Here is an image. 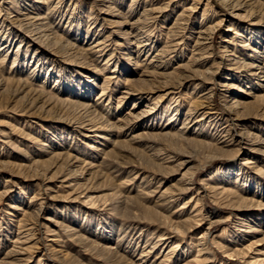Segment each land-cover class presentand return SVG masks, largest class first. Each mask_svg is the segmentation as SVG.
Here are the masks:
<instances>
[{"label": "rangeland", "instance_id": "obj_1", "mask_svg": "<svg viewBox=\"0 0 264 264\" xmlns=\"http://www.w3.org/2000/svg\"><path fill=\"white\" fill-rule=\"evenodd\" d=\"M152 1L153 0H113L112 5L115 6V9L120 10L119 12L122 16L118 17L117 19L122 22L127 18L128 20L139 18L138 16L140 15L145 5H147V7H164V2L166 3L168 0H154V2ZM192 3H194L193 0H187V2H185V4L187 5H191ZM207 3L208 0H202L201 2L196 4L197 9L193 12L194 14L190 19L187 29H183L184 35H190L189 31L198 29L202 21H205L206 18L211 17L210 19L216 18L217 20L222 17L224 13L231 11L228 6H225L221 2V0H210L208 4L209 6H207ZM183 4L184 3H177L176 8H174L173 5H171L172 7L169 6L167 8V12L165 13L166 16L162 17L161 19H159V21L152 24V26L148 30L147 38L151 37V42L153 38H156V43H152V49L149 51V53H147L146 58H151L156 50L161 49L165 44H167V41L169 40L168 37L170 36L167 29L169 25L175 20L177 14L183 9L185 5ZM106 7V4L100 3V1L95 0H66L63 6H61L59 9L60 15L55 16V18H53V21L51 22H53L52 25L55 26V28L58 29V32L61 34H65L63 31H74L73 33H76L79 27L81 35L84 36L87 33V30L91 33L97 31L100 25V28L105 26L104 22L97 17L101 15V11ZM43 10L47 11V6H44ZM244 10L247 12L250 10L249 12L252 13L249 14V17L247 18L235 19L237 21L235 22L238 23L237 30L241 29V27L242 31L249 28H252L253 30H262L258 34L260 37L257 38L259 39L260 48H263L262 50H264V0H259L258 3L248 5ZM245 11H242V14H244ZM216 12L217 15L214 17L213 15ZM169 14L170 17L168 16ZM62 17L63 19L59 21L58 18L60 19ZM68 20L71 23H68ZM66 24H68V27L65 29ZM92 24L95 28L89 29ZM230 25L231 22L225 20L221 25V28L214 35L213 49L218 55L220 53L221 45H223V39L226 38L227 35L233 36V33H229V31H227V28ZM236 25L237 24L233 25V27H235ZM63 28L65 30H63ZM123 30H125V28L118 24L112 27L108 26V28L103 30L99 36L112 34L113 38L115 39V37H122ZM252 34L254 35V33ZM20 36H23L25 38V41L29 43L28 38L24 36L23 33H20ZM65 36L69 37L67 36V34H65ZM244 39H247V37ZM188 40L185 39L184 41ZM18 44L19 41H16L14 47L12 48L11 57L7 58L4 62H2L3 56L0 54V72L3 76H9V74L7 73L8 71L6 70L11 68V64L15 55L14 52H16ZM192 44L193 41H190L188 46L187 44H182L177 50L178 56L176 55L172 57V54L166 56L172 57V59L170 60V63L172 65L169 69L170 71H174L175 73H177L175 67H177L179 63L190 64V58L192 56ZM32 47L35 48L36 46ZM113 50L117 58L110 59ZM32 51L34 52V50ZM31 55L28 58V63L25 62L29 66L28 69H26V71L22 74V77L30 76L31 70L29 69H32L37 64V61H35L34 58H31ZM44 55H46V57L49 59H53L56 64L59 65L56 71L58 69H61L62 67L63 71H67V73H69V71H72L74 75H78V71L85 70L87 67H89V63L87 62L83 63L81 66L76 67L68 64V62H70L68 58L71 56L57 58L47 53ZM42 57L43 59L46 58H44V56ZM130 57H133L138 63L142 62L144 59V56L138 57L135 52H129L128 50L114 47L109 50L107 54H103L98 59V62L96 61L94 63L98 67V69L104 68V70L92 72L93 74H96L93 79L98 78V80L96 79V82L99 86L94 87L90 101H92L93 103L95 102L94 106L97 115L107 121H114L118 116H123L125 114L124 112H127L129 110V104L126 107L125 105L123 106V104L120 105V101H118L117 99L118 96L122 94V91L124 89L125 78H135L138 76L136 72H132V70H137V67L136 64H134V60L131 61L129 59ZM260 57V60L264 61V53H260ZM31 59H33V63L36 64L32 63L30 65L29 62L31 61ZM116 60L118 61L117 67L115 62ZM51 62L52 61H50L49 63ZM105 62L106 65L104 64ZM121 65L128 67L126 69H128L129 71L124 70L123 66ZM114 68H116L119 72H111ZM41 69L42 74H40L39 78H36L33 81L34 86L49 92V94L55 98L58 96L63 97L64 95L59 93V89H57V86L55 85L56 77H54V75L52 74L47 77V79H45L44 73L46 69L44 68V66ZM223 69L219 71L218 77H215L216 82L223 79L221 78V75H223L224 73ZM50 71H52L53 73L52 69ZM105 75H111L110 80H108L110 84L107 81L104 82ZM244 76H239L241 82L237 80L233 81L235 85L240 86L241 88H243L245 84H248L250 86L251 83H248V80L245 79ZM44 80H47L48 84L43 82ZM137 85L139 86L140 84ZM104 86L106 87L105 89H107L108 87L107 90H104L107 94L101 99L98 96L101 90H103ZM179 91L180 92L176 94V98L173 99L171 98V96L167 98L168 100L166 98H162V102H159L158 107L156 106L157 113L152 120L154 123L153 129H150L149 131L135 129L130 131L128 129L127 135L125 132L123 134L119 133V130L116 129L115 135H111L112 139H114L115 141L120 140L122 143L115 144L114 146L112 144V146L110 147L107 146L108 150H114L115 152V155L113 154L111 158H107V160L112 161V159L117 158V160H119V162H122V164H120L121 166L119 167L109 168L108 170V167H106V169L103 170V175H101L99 178H95L91 182V186L93 188V190H91V193L93 194V196L100 197L93 201L87 200V197L85 198L84 196H82L76 201H74L73 198H66L65 200H58L55 202L49 198L50 191H46V185L42 178H38L32 182H27L21 174H26L28 170H38L41 172L46 171L47 173H49V175H51L55 170H58L62 167L66 168L63 159L54 157V152H49L51 150H62L69 153L72 152V154L77 155L82 160L86 162L94 161V163L96 164H99L101 161H103L104 154L100 152L99 157H97L95 153L96 150L94 148H89L90 144L87 141V138L83 136L85 131H79L76 128L74 129L73 126H69V124L52 121V119H49L48 117L35 118V116H31L29 115V113L25 112V114L23 112V110H25V107L20 104L21 102L18 99L19 97L13 100L10 99L7 94H2L3 101H1L0 103V162H3L5 164L4 170H0V264H111L109 262H106L105 260H102L101 254H106V251L100 252V249L95 250L93 249V247L88 248L89 250H87L85 244H80V241L73 240L71 236H69L70 232L67 231L66 227L60 229L58 235L53 237L48 231L50 226L49 224V226H47V224L44 223L45 221L34 219L25 212L39 210H41L40 214L43 216H50L51 218L64 222L69 226L82 227L84 235L98 240V242H104L100 241L101 238L104 239L102 237L103 234L101 233L100 229L103 230L102 226L104 224H107L108 226H110L109 229L114 228L117 231L115 235L112 236V241L107 242L113 245H117V243L120 242L122 244L121 247L124 249L125 246L130 244V248L132 249L131 253L133 254L132 258L134 259L139 257L142 251L149 250V248L151 249L152 247H155V245H158L160 243L159 240L167 234V236L172 237L173 239L171 242L172 245L170 243L173 248L178 249L177 247L178 245H180L187 246L186 248H188L189 250H187L188 252L186 251L184 254L185 260L183 259V257L178 258L174 256L175 258H172L170 261L163 264H178L179 262L185 263L186 260L193 259L198 254H200V256L202 255V258L211 261L205 264H249L250 262H248V259L256 258H263V262L261 261L258 264H264V249L261 250L262 254H259V251L255 249L256 246L250 249L245 257L229 256L224 252V249H222V245H229V248L237 247L243 249L248 246L255 237L245 235L247 236V238L243 242H239L238 240L241 234L240 231H236L238 227H243L245 230L249 228L246 226L238 225L239 221L237 220V218H235V216H233V213L230 214L229 209L215 204V200L211 197H205L204 199L199 201L198 204V200L197 198H195L192 200L193 202L187 204V201L191 196H197L195 194L196 192L194 193L195 190H193L180 193L177 200L174 199L172 201H168L162 206L155 203V201H157L158 199L159 194L156 195V193H154L153 191H156L159 185H161L160 187H163V189L170 187L172 189L174 188L175 190H178L183 187L181 184L183 183L182 179H186V177L189 175L191 176V178L189 176L187 177V179H192L191 186H193L196 191L197 189L204 191L206 189L205 186L207 182L213 184H224L225 187L231 188L233 189V191H235L236 196L230 197L233 199L235 198L234 200H236L237 196L239 195L250 199H260L261 196H258L256 194H258L257 192H262L264 190V188L261 187H264V164L258 163L251 164L249 166L243 163L245 162L244 160H238L237 156L220 157L217 155L216 157L214 153L215 141L213 142L215 138H212L210 136L211 133H214V130L210 129L209 125H206L208 123L207 121L195 123V121L189 120V122L187 123V129H183L185 132L183 130H177V128L179 129V127L183 126L185 121L184 119L187 115L186 113L190 112V108L193 109L191 111L195 110L194 102L197 103L196 101H200L201 95L203 94V92L205 93L204 89L195 88L190 83L181 86L179 88ZM162 95L163 92H158L154 94V97L155 99H161ZM63 98H68L73 101L79 100L78 97H71L69 95H65ZM243 100L247 102L244 111L251 114L249 122L251 121L253 125L255 124L253 128H250L252 129L251 131L258 134L261 138H264V97H246ZM2 102L5 104H3ZM17 102L19 103L17 104ZM132 102L133 99L130 100V104H132ZM224 103L225 102H223L220 96L216 93L214 95V104L220 115H222V113L225 115L226 113ZM65 104L64 110L66 111V114H70L69 116H80L85 114V109H83L81 106H71L67 103ZM145 104H147V102H145ZM64 105L62 106L64 107ZM13 106L16 107L18 111H10L9 109ZM177 108L179 109L180 115H176ZM118 109H120V111ZM199 116L200 115H197V117ZM194 119H196V117H194ZM222 122L225 124L232 123V121L230 120L229 122H227L226 120H223ZM201 123H204V125H201ZM172 125L174 128H170ZM232 127H234V123H232ZM198 128H200L202 132L205 131L206 135L209 136L205 137L199 134L197 135V133L195 132H189L191 130H197ZM153 131H178V133H182V136H178V139L176 138L177 141H175L174 143V140H171L170 138L165 139L163 137L149 135ZM142 132L150 133L146 136H140L138 138L139 141L131 139L132 135ZM221 134L223 133L218 132V136H221ZM183 137L190 139L195 138L198 141H202L189 142L187 140H184L185 138ZM45 141H47L48 145L43 146L42 142ZM206 143L212 144V147L208 146ZM155 150H157L158 152L161 151V155L159 158L154 156ZM27 155H29L30 158H28ZM161 156L163 158L169 157L168 161L172 162L169 163L168 161H166L165 163V160ZM147 157L149 158V160ZM145 160L147 163L145 162ZM32 161L38 162L32 164ZM159 162L164 166H160L158 164ZM234 164L236 165L233 166ZM254 165H257L258 168H254ZM157 166L159 168H157ZM164 167L166 168L165 170ZM168 167L169 169H167ZM155 168L157 170H155ZM158 169L160 170V172L158 171ZM136 176L137 178H135ZM227 178L233 179V182L231 184H226L225 182H223V180ZM58 185L60 186L58 187ZM52 186L61 195H67V192H69L66 191L67 188L64 187V184L60 182V179L55 180L52 183ZM243 187L251 192H245V190H243ZM6 189H9V192L6 195H2L3 191ZM255 192L256 194H254ZM148 193L150 195H148ZM36 196L41 197V199L35 201ZM123 197H125V199ZM121 198H123V200ZM41 202L43 203L42 206ZM145 206H147V208L148 206L150 208L154 206L152 207V209L155 208L153 209L152 216L146 215V211H144V209H146ZM18 207H21L22 209L20 210ZM194 207H197V210H195ZM127 209L128 212L132 214L127 213ZM155 210L158 214L154 213ZM200 211H202L201 215L198 216V218L202 219L199 222L200 225L197 227V229L191 228L192 230L189 229V223H187L185 224L186 226H182L183 231H175L171 227L170 222L166 223L165 219L160 217V215L167 217L170 215L169 219L173 220L178 217V212H181V214L186 213V215H188V213L196 214ZM123 212L126 213L125 216H123ZM215 212L218 213L216 217L212 215ZM137 214L139 215L138 218ZM203 214H205V217L206 214H208L209 220L203 219ZM229 215L231 216L230 220L215 224L214 226L210 227V220H217L218 218H220L222 221H224V219ZM169 219L167 218L166 220ZM253 219L256 222L259 221L260 223V221L264 218L255 220L254 217ZM128 224L134 225V236L130 235L124 237L120 241L119 238L122 237V233L121 231H119L120 227ZM22 226L23 228L21 229ZM29 227H31L30 230H28ZM25 228L29 233H31L29 236L31 237L30 239H34L32 240L33 243H31L32 248L29 249L28 252H26V250H22L24 246L22 243L17 244L16 242H14L18 235H23L22 232L26 231ZM88 230H92V235L91 233L89 234ZM259 236L263 235L260 234ZM50 238H57V241H50ZM227 239H231V241H227ZM235 241L238 242L234 243ZM157 247L158 249L160 248V246ZM157 247L156 250H158ZM258 247L261 246L258 245ZM165 248L166 246L162 249L166 250ZM198 249H202L203 251L199 252ZM20 250L25 253L22 255H17L16 251ZM176 252L174 254H176ZM15 255L18 256V258ZM16 260L18 262H16ZM252 264L255 263L253 262Z\"/></svg>", "mask_w": 264, "mask_h": 264}, {"label": "bare ground", "instance_id": "obj_2", "mask_svg": "<svg viewBox=\"0 0 264 264\" xmlns=\"http://www.w3.org/2000/svg\"><path fill=\"white\" fill-rule=\"evenodd\" d=\"M95 1H100V3L106 4L107 6L105 9L101 11V15L97 17L98 19H101L104 22L105 26L100 28L101 27L100 25L97 31L91 33L87 30V33L84 36L81 35L79 27L76 33H73L74 31L73 32L63 31L69 37H66L65 34L59 33L58 29H56L55 26L52 25L53 22H51L53 21L52 19L55 18V16L60 15L59 9L61 6H63L66 0H1L0 1V54L3 56L2 62H4L7 58L11 57L12 48L14 47L15 42L19 41L16 52H14L15 55L13 62L11 64V68L6 70L8 71L7 73L9 74V76L8 77L3 76L0 72V103L1 101H3L2 94L4 93L5 95L7 94V96L10 99L13 100L19 97L18 99L21 102L20 104L25 107V110H23L24 113L25 112L29 113V115L35 116V118L48 117L49 119H52V121L69 124V126H73L74 129L76 128L79 131H85L83 136L87 138V141L90 144L89 148H94L96 150L95 153L97 157H99L100 152L104 154L103 161H101L99 164H96L94 163V161L86 162L77 155L72 154V152L69 153L62 150L60 151L51 150L49 152H54L53 153L54 157L63 159L66 168L62 167L58 170H55L51 175H49V173H47L46 171L41 172L38 170L35 171L28 170L26 174L24 175L21 174L27 182L28 181L32 182L38 178H42V180L46 185L45 187L46 191L48 190L50 191V192L48 191L50 195L49 198L54 202L58 200L62 201L65 200L66 198H73V200L76 201L78 200V198H81L82 196H84L85 198L87 197V200H91V201L97 199L100 196H93V194L91 193L92 192L91 190H93L91 186V182L95 178H99L101 175H103V170L106 169V167H108L107 168L108 170L109 168L119 167L121 166L120 164H122V162H119L117 158H115L116 160L112 159V161L107 160V158H111V156L115 153L114 150H108L107 146L110 147L112 146V144L114 146L115 144L122 143L120 140L115 141L114 139H112L111 135H115L116 129L119 130V133L121 134L125 132L126 135L128 134V129L130 131L133 129L148 130V131L150 129H153L154 123L152 120L157 113L156 106L157 107L159 106V102L160 103L162 102V98L167 99L169 98V96H171V98L173 99L176 98V94L180 92L179 88L187 83H190L195 88L204 89L205 93L203 92V94L201 95L200 101H196L197 103L194 102L195 110L191 111L193 109L190 108V112L186 113L187 115L186 118L184 119L185 121L183 126L179 127V129L177 128V130H183V129L186 130L187 123L189 122V120L191 121L193 120L195 121V123L207 121L208 123L206 125H209L210 129L214 130L213 131L214 133H211L212 135L210 134V136L212 138H215L213 142L215 141L214 153L216 157L217 155L220 157L237 156L238 160L240 159L244 160L245 162L243 163L249 166L251 164H258V163L264 164V138H261L258 134L251 131L252 129L250 128H253L255 124L253 125L251 121L249 122V118L251 117V114L244 111L247 102L243 100L246 97L247 98L264 97V61L260 60L261 59L260 53H264V50H262L263 48H260L259 39L257 38L260 37L258 34L262 30L260 29L253 30L252 28H249L242 31V27H241V29H239L241 31H239L237 30L238 23H236L237 21L235 20L237 18L241 19V18L249 17V14H251L252 12H249L250 10L248 12L245 11L244 10L245 7H247L248 5L258 3L259 0H221V2L225 6H228V8L231 11L224 13L222 17H220L217 20L216 18L210 19L211 17L206 18L205 21H202L198 29H193L192 31H189L190 35L187 34L184 35L183 29H187L190 19L194 14L193 12L196 11L197 9L196 4L201 2L202 0H193L194 3H192L191 5H187L188 3L185 4L187 0H168L166 3L164 2L165 4L164 7L162 6L152 7L151 5H150L151 7H147V5H145L144 8L142 7L143 10L138 16L139 18L133 20H128L127 18L122 22H120L117 19L122 15L119 12L120 10L115 9V6L112 5L113 0H95ZM209 1L210 0H208L207 6H209L208 5ZM152 2H154V0ZM177 3L178 4L184 3L185 5L183 4L184 5L183 9L177 14L175 20L169 25L167 29L170 35L168 37L169 40L167 41V44H165L161 49L156 50V52H154L151 58L149 57L150 59L146 58L147 53H149V51L152 49L151 48L152 43H156L155 42L156 38L155 39L153 38L152 42H151L152 39L151 37L147 38L148 30L150 29L153 23L159 21V19L166 16L165 13L167 12V8L169 6L173 5V7L176 8ZM44 6L45 7L47 6V11L43 10ZM242 11H245V13L242 14ZM216 15L217 12L213 16L215 17ZM168 16L170 17V14ZM62 19L63 17L60 19L58 18L59 21H61ZM225 20L231 22V25L227 28V31H229V33H233V36L227 35L226 38L223 39V45H221L220 53L218 55L213 49V39L215 33L221 28V25ZM70 21L68 20V23H71ZM117 24L125 28V30H123L122 32L123 33L122 37L119 38L115 37L114 39L112 34L111 35L106 34L103 36L101 35L102 37L99 36L103 30L108 28V26L112 27V26H116ZM235 24L237 25L233 27V25ZM67 27L68 24L65 25V29ZM92 28H95L93 24L92 26L89 27V29ZM65 29L63 28V30ZM20 33H23V35L28 38L29 43L25 41V38L23 36L22 37L20 36ZM252 33H254V35ZM246 37L247 39H244ZM185 39L186 40L189 39V40L184 41ZM190 41H193V44L191 45L192 56L190 58V64L179 63L177 67H175L177 73H175L174 71H170L169 69L172 66L170 60L172 59L173 56L176 55L178 56L177 50L182 44L185 45L187 44L188 46ZM32 46H36V47L33 48ZM114 47H119L128 50L129 52L130 51L135 52L138 57L144 56V59L142 62L138 63L133 57L129 58L131 61L134 60V64H136L137 70L135 71L132 70V72H136L138 76L135 78H130V77L125 78L124 89L122 91V94L118 96L117 99L118 101H120V105L123 104V106L125 105L126 107L129 104V110L128 111L126 110L127 112H124L125 114L123 116H118L116 120L107 121L97 115L94 106L95 102L93 103L92 101H90L94 87L99 86L98 83L96 82V79L98 80V78L93 79V77L96 74H93L92 72H96V71L98 72L104 70V68L98 69V67L94 63L96 61L98 62V59L103 54H107V52ZM32 50H34V52ZM46 53L49 55H53L57 58L59 57L64 58L71 56L68 58V60H70L68 64L76 67V66H81L83 63L87 62L89 63V67H87L85 70L78 71V73L76 72L78 75H74L72 71H69V73H67V71H63L62 67L61 69H58L56 71L59 65H57L53 59L47 58L46 55H44ZM171 54L172 57H166ZM30 55L31 58H34V60L37 61V64L33 63L34 60L31 59V61L29 62L30 65L32 63L36 65L32 69H29L31 70L30 76L22 77V74L26 71V69H28L29 65L27 63ZM42 56L46 58L43 59ZM70 58H75V59H70ZM113 58L114 59L117 58L116 54L114 53V50L112 51V54L110 56V59ZM50 61L52 62L49 63ZM115 62L117 67L118 61L116 60ZM104 64L106 65V62ZM43 66L46 69L44 73L45 79H47V77H49L52 74L54 75V77H56L55 85L57 86V89H59V93H61L64 96L69 95L71 97H78L79 100L73 101L68 98H63L64 96L63 97L58 96L55 98L51 96L49 92L34 86L33 81L36 78L40 77V74H42L41 68H43ZM121 66H123L124 70L129 71L128 69H126L128 67H125L124 65ZM51 69L53 70V73L52 71H50ZM221 69L224 70L223 75H221V78L223 79H221L220 81L218 80V82H216L215 77H218L219 71ZM111 72L115 73L119 71L116 68H114ZM242 75L243 76L245 75L244 78L248 80V83H251L250 86L248 84H245L243 88H241L240 86L235 85L233 81L236 80L240 81L239 76ZM110 78L111 75L108 76L105 75L104 82L107 81L109 83L108 80H110ZM43 82L47 83V80H44ZM137 84L140 85L138 86ZM105 86L103 87V90H101L98 96L101 99L107 94L106 91L104 90H107L108 87L107 89H105L106 88ZM158 92H163L161 99H157V98L155 99L154 97V94ZM216 93L220 96L222 101L225 102L224 103L226 109L225 115L223 113L222 115H220L214 104V95ZM131 99H133L132 104H130ZM145 102H147V104H145ZM18 103L19 102H17V104ZM65 103L71 106H81L83 109H85L84 110L85 114L83 113L84 115H80V116H69L70 114L69 115L66 114V111L64 110L66 105ZM62 105H64V107ZM9 110L13 112L14 110L18 111V109L14 106L11 107ZM118 110L120 111V109ZM176 111H177L176 115H180L178 108L176 109ZM197 115L200 116L197 117ZM194 117H196V119H194ZM223 120H226L227 122H229V120L232 121V123H234V127H232V123H226V124L223 123L222 122ZM201 125H204V123H201ZM170 128H174L173 125ZM189 132L191 133L195 132L197 133V135L199 134L205 137L209 136L206 135L205 131L202 132L200 128L194 131L191 130ZM218 132H222L223 134H221V136H218ZM149 133L150 132L137 133L132 135L131 139L135 141H139L138 138L140 136L141 137L146 136ZM181 134L182 133H178V131L177 132L153 131L149 135L156 137H163L165 139L170 138L171 140H174L175 143V141H177L176 138L178 136H182ZM184 140H187L189 142L198 141L195 138L193 139L185 138ZM47 141L42 142V145L43 146L48 145ZM206 144L212 147V144L209 143ZM160 155H161V151L158 152L157 150H155L154 156L159 158ZM27 157L30 158L29 155H27ZM168 158L166 157L163 158L165 160V163L166 161H168ZM35 162L38 161H32V164ZM4 164L5 163L0 162L1 171L4 170ZM158 164L160 166H164L161 165L160 162ZM235 165L236 164H234L233 166ZM255 167L258 168L257 165H254V168ZM157 168L159 167L157 166ZM165 169L166 168L164 167V170ZM167 169H169V167ZM155 170L157 169L155 168ZM158 171L160 172L159 169ZM187 177L186 179L185 178L182 179L183 183L181 184L183 187H181V189L178 190H175L174 188L173 190L170 187L163 189V187L162 188L160 187L161 185H159L160 188L157 186L158 187L157 190L153 191L154 193H156V195L159 194L158 199L157 201H155V203L162 206L164 205V203L168 201H172L174 199L177 200L179 198L180 193L189 192L193 190H195L194 193L196 192L195 194L197 196L195 197L194 195L191 196L190 199L187 201V204L193 202L192 200L195 198H197L198 200L197 204H198L199 201L209 196L215 200V204L221 205L222 207L229 209L230 214L233 213V216H235V218H237V220L239 221L238 225L246 226L249 228L245 230L243 227L241 228L238 227L236 231H240L241 234L238 240L239 242L241 241L243 242L247 238V236L255 237L254 240L248 246L245 247L246 249L237 248V247L229 248L230 247L229 245H226L227 247L222 245V249H224V252L227 253L229 256L245 257L248 251L256 246L255 249H257L260 254L261 250L264 249V219H262L264 218V201H263L264 190L262 192H257L258 194H256V192L254 193L258 196H261L260 198L261 200L255 198L250 199L243 197L241 195L237 196V199L234 200L235 198L233 199L230 197L236 196L235 191H233V189L231 188L225 187L224 184H213L207 182L205 186L206 189L204 191L199 189H197L196 191V189H194V187L191 186L192 179L189 178L187 179ZM135 178H137V176ZM58 179H60V182L64 184V187L67 188L66 191H69L67 192V195L59 194L52 186V183ZM223 182H225L226 184H231L233 182V179L227 178L224 179ZM59 186L60 185H58V187ZM261 187L264 188L263 186ZM243 190H245V192L246 191L251 192L244 187ZM8 192L9 189H6L3 191L2 195H6ZM148 195L150 194L148 193ZM123 198L125 199V197ZM123 198L121 199L123 200ZM38 199H41V197L36 196L35 201ZM42 204L43 203L41 202V206ZM152 207L150 208L148 206L147 208V206H145L146 209L143 208L144 211H146V215L152 216L153 209H155L156 206L153 209ZM18 208L20 210L22 209L21 207ZM194 209L197 210V207H194ZM40 211L41 210L30 211V212L25 211V212L28 213V215L30 217H33L34 219L45 221L44 223L47 224V226L50 225L48 231L53 237L58 235L60 229L66 227L67 231L70 232L69 236H71L73 240L80 241V244L81 243L85 244L87 250H89L88 248L93 247V249L95 250L100 249V252L106 251V254H101L102 260H105L106 262H109L111 264H163L175 257L178 258L183 257L184 259L185 252L189 250L188 248H186L187 246H180V245H178L177 247L178 249L173 248L171 246L172 245L171 242L173 239L172 237H169L166 234L159 240L160 243L158 242L159 243L158 245H155V247H152L151 249L149 248V250L142 251L141 255L134 259L132 258L133 254L131 253L132 249L130 248V244L127 243L128 245L125 246L124 249L121 247L122 244L120 242L117 243V245H113L109 243L112 241V236H114L117 231L114 228L109 229L110 226H108L107 224H104L102 226L103 230L100 229L101 233L103 234L102 237L104 238V239L101 238L100 241H104V242H98V240H95L93 238L84 235L82 227L69 226L64 222L51 218L50 216L41 215ZM201 212L202 211L196 214L188 213V215H186V213L181 214V212H178L177 213L178 217L176 218L175 216L176 219L173 220L169 219L170 215L168 217L160 215V217L164 218L166 223L170 222L171 227L175 231H181L182 226L187 223H189V229L192 230L191 228L197 229V227L200 225L199 222L202 219L198 218V216L201 215ZM127 213H130L128 212V209H127ZM154 213H157V211L155 210ZM123 214H124L123 216H125L126 213L123 212ZM217 214L218 213L215 212L212 215L216 217ZM138 216L139 215L137 214V218ZM208 217H209L208 214H206V217L205 214L202 215V218L205 220H209ZM230 217L231 216L229 215L227 218L224 219V221H222L220 218H218L217 220L212 219L210 220L209 225L210 227H212L215 224L226 222L230 220ZM254 217L255 220H260V219L262 220L260 221V223L259 221L256 222L253 219ZM167 218L169 220H166ZM22 228L23 226L21 227V229ZM30 229L31 227H29L28 230ZM119 231H121L122 233V237L119 238V240L121 241L122 238L134 234V225L132 224L124 225L123 227H120ZM88 232L89 234L91 233L92 235V230H88ZM243 233H247V234H243ZM22 234H23L22 236L18 235L14 242H16L17 244L22 243L24 245L22 250L23 251L26 250V252H28V250L32 248L31 243H33L32 240L34 239L32 240L30 239L31 237L29 236L31 233H29L27 229L26 231L22 232ZM260 234L263 236H259ZM49 240L54 242L57 241V238H53V239L50 238ZM227 241H231V239H227ZM238 241H235L234 243ZM258 245H260L261 247H258ZM157 246H160V248L158 249ZM165 246H166L165 248L166 250H163L162 248ZM156 247L158 250H156ZM22 250L16 251L17 252L16 254L17 255L24 254L25 252H22ZM198 251L201 252L203 250L198 249ZM175 252L176 254H174ZM201 256L200 254H198L193 259L186 260L185 263L179 262L178 264H205L211 262L210 260L204 259ZM16 257L18 258V256ZM19 260H23V259H19ZM248 260H249L248 262H250L249 264H252L253 262L255 264H258L263 260V258L248 259ZM16 262L18 261L16 260Z\"/></svg>", "mask_w": 264, "mask_h": 264}]
</instances>
